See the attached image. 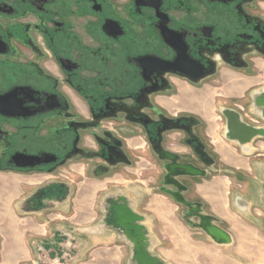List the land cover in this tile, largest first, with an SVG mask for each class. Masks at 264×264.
<instances>
[{
	"label": "flooded vegetation",
	"instance_id": "1",
	"mask_svg": "<svg viewBox=\"0 0 264 264\" xmlns=\"http://www.w3.org/2000/svg\"><path fill=\"white\" fill-rule=\"evenodd\" d=\"M263 63L264 0H0V172L206 164L198 123L167 105L184 84ZM120 194L113 223L131 217Z\"/></svg>",
	"mask_w": 264,
	"mask_h": 264
},
{
	"label": "rangeland",
	"instance_id": "2",
	"mask_svg": "<svg viewBox=\"0 0 264 264\" xmlns=\"http://www.w3.org/2000/svg\"><path fill=\"white\" fill-rule=\"evenodd\" d=\"M263 64L258 65L254 71L220 69L219 75L214 78L205 79L194 85L184 84L180 94L167 105L173 110L174 115L178 111H183L184 115L198 123L195 134L206 145L208 159H211L210 163L204 164L187 155L186 160L182 161L206 172L204 177L177 178V181L186 187V191L181 192L183 199L192 207H198L199 215L211 221L216 220L214 224L216 223L219 229L224 227L225 222L220 223V219L211 210V204H206L204 200L214 202L215 205L232 207L231 200L235 198L236 193H239L246 196V199L253 204L250 211L252 216L248 223L241 222L242 218L240 219V216L235 214L238 217L235 220L240 221L241 224L232 231L235 237L234 242L231 239L228 243L216 244L209 237L208 243L212 242L213 246L211 245L210 248L212 250H207L203 259L191 260V264H264V197L251 192L255 189H264V177L262 174L254 176L251 171H237L229 164V162L233 165L239 164V160L246 162L253 154H264V138L256 137L244 147H239L236 142L229 141L225 137L226 119L223 115L226 111L237 112L243 123L264 129V114L261 113L259 107H255L250 102L252 96L264 95ZM178 134L181 133L174 132L172 135L169 143L171 150L173 148L178 151L183 149L179 139L181 136L179 137ZM241 150L245 154H252L246 156L244 153L241 154ZM263 159L264 157H259V160ZM72 169L76 170L74 173L76 183L74 185L71 183L75 188L80 186L81 182H85L92 187V192L99 194L102 191L104 193L117 191L128 193L136 189L141 194L135 200V210L147 216L148 222L155 226L154 231L158 228L157 234L159 230L166 228L167 223L168 225L173 224L177 234H182L183 227L186 226L184 217L188 216L189 210L161 191L163 187L172 191H176V188L164 186L161 178L164 174L162 167L158 168L147 158L137 161L131 168L114 169L106 176L97 177L89 173L83 178L77 173L80 167L76 166ZM57 175L55 173L37 175L23 172H0V211L5 213L12 205L15 206L26 197L22 192L23 187H36L47 179L55 180ZM195 185L200 187L199 193L194 192L197 191ZM2 190L4 191L1 192ZM120 196L125 197L123 194ZM198 219L197 215H193L192 220L195 223ZM219 250H222V253Z\"/></svg>",
	"mask_w": 264,
	"mask_h": 264
},
{
	"label": "crops",
	"instance_id": "3",
	"mask_svg": "<svg viewBox=\"0 0 264 264\" xmlns=\"http://www.w3.org/2000/svg\"><path fill=\"white\" fill-rule=\"evenodd\" d=\"M250 102L254 104L252 98ZM243 153L246 156L252 154L241 150ZM259 157L264 154H253L246 162L239 160V164H229L237 171H251L254 176L262 174L264 177V159L259 160ZM94 168L91 163L77 173L84 178L90 169L93 170L90 174L97 177L108 172L104 168L97 174ZM164 176L165 173L163 184ZM57 178L52 183L47 179L36 187H23L26 197L5 213L0 211V264H191V260L203 259L206 251L212 250V242L208 243L211 239L200 228V219L195 223L192 220L195 214L190 211L184 217L186 226L182 234H177L173 224L168 223L165 224L168 227L157 234L158 228L154 231L155 226L148 222L147 216L135 210V200L141 194L136 189L122 192L130 220L121 221L117 215V221L113 223L110 212L114 210L116 200L112 203L109 196L117 192H92V187L85 182L75 188L71 185L76 181L72 173ZM195 188L197 191L194 192L199 193L200 187L195 185ZM251 192L264 197L263 188ZM231 201L232 207L204 200L211 204L220 223L225 222L220 229L234 242L232 231L241 224L235 220L238 218L235 214L242 218L241 222L248 223L253 204L239 193ZM214 221L210 220L216 226Z\"/></svg>",
	"mask_w": 264,
	"mask_h": 264
},
{
	"label": "water",
	"instance_id": "4",
	"mask_svg": "<svg viewBox=\"0 0 264 264\" xmlns=\"http://www.w3.org/2000/svg\"><path fill=\"white\" fill-rule=\"evenodd\" d=\"M197 81H193L196 83ZM254 106L259 107L262 114H264V95L260 96H252L251 97ZM263 111V112H262ZM226 119V133L225 137L229 141L236 142L241 148L247 145L250 141H252L256 137H263L264 138V129L253 127L252 125L245 124L241 121L240 115L234 111H226L223 113ZM172 127V129H185L184 128H177L176 124ZM202 149V147H201ZM198 152V155H204L203 151ZM178 157L173 154H166L164 160L168 161L167 164H163V168L165 171L164 176V184L168 186H173L176 188V191H172L169 189H161L162 192L171 196L177 203L186 207L190 213H194L200 219L201 225L200 228L204 231L216 244L228 243L230 241L229 235L219 229L217 226L213 225L210 220L204 218L203 216L199 215L200 209L198 207H192L191 204L185 201L181 195V192L186 191V188L177 181L179 177H204L205 172L203 170L195 168L191 164H180L177 161ZM205 163H210V160L206 158ZM17 167H25L24 165H16ZM192 208H197L196 212H191ZM143 261L149 262L147 258L141 257Z\"/></svg>",
	"mask_w": 264,
	"mask_h": 264
},
{
	"label": "bare ground",
	"instance_id": "5",
	"mask_svg": "<svg viewBox=\"0 0 264 264\" xmlns=\"http://www.w3.org/2000/svg\"><path fill=\"white\" fill-rule=\"evenodd\" d=\"M197 211V208H192L191 209V212H196Z\"/></svg>",
	"mask_w": 264,
	"mask_h": 264
}]
</instances>
